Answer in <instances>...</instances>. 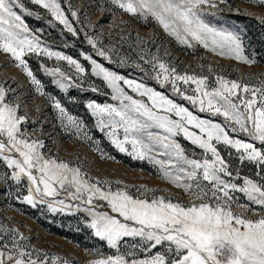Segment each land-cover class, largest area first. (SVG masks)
<instances>
[{
	"label": "snow or ice",
	"instance_id": "6c2138e0",
	"mask_svg": "<svg viewBox=\"0 0 264 264\" xmlns=\"http://www.w3.org/2000/svg\"><path fill=\"white\" fill-rule=\"evenodd\" d=\"M249 2L264 8V0ZM29 5L44 10L50 25L62 26L72 37L84 32L95 57L102 58L98 61L81 53L90 73L77 59L53 51L41 39L40 29L29 27L26 17L41 18ZM225 5L233 7L230 0H104L98 6L101 17L118 12L121 17L155 25L150 39L135 34L137 58L133 59L121 54L124 43L133 40L124 19L109 26L118 29L117 34H105L97 31L99 21L85 26L70 0V16L63 0H0V53L20 70L32 92L48 100L62 130L75 129L79 139L84 124L68 113L60 99L45 91L27 57L66 62L68 70L59 63L53 67L39 64L61 91L80 88L89 75L102 80L114 103L92 101L86 105L98 129L120 152L157 166L160 178L188 197L186 202L174 200L170 195H158L160 189L144 186L138 187L140 195L134 196L128 186H119L121 181L115 182L113 190L112 182L89 176L83 165L53 156L42 138L47 122L42 106L34 105L38 115L33 119L23 86L18 81L0 82V166L5 169L0 182L12 181L19 189L26 180L24 193L18 191L16 199L32 207L43 204L54 213L73 207L86 212L92 234L118 253L92 259L89 264H264V74H259L260 78L244 74L237 79L221 74L213 77L211 66L208 73L203 66L200 72H181L158 43L174 41L246 65L256 63L244 54L237 32L208 21ZM259 19L264 23V16ZM104 61L116 68L131 63L191 109L166 91L127 78ZM90 90L100 91L95 86ZM181 137L191 149L181 143ZM83 139L92 141L86 133ZM222 150L227 151V157ZM246 165L254 167V176L242 174ZM236 194H242L245 202ZM126 238H139L142 258L135 251L120 254V244ZM0 264L72 262L34 244L19 225L0 222Z\"/></svg>",
	"mask_w": 264,
	"mask_h": 264
},
{
	"label": "rangeland",
	"instance_id": "374dc122",
	"mask_svg": "<svg viewBox=\"0 0 264 264\" xmlns=\"http://www.w3.org/2000/svg\"><path fill=\"white\" fill-rule=\"evenodd\" d=\"M103 2L104 0H70L72 7L80 13L79 20L85 26L99 21L97 25L98 32L103 31L107 34L112 31L115 35L119 30L111 29L109 26L113 21L118 23L121 19L126 20L128 22L126 32L132 33L133 40L124 43L121 54H127L131 58L136 59L135 34L139 33L145 39H150L155 25L153 23L145 24L143 21H137L127 15L121 17L118 12L101 17L98 6L102 5ZM68 3L69 0H63V7L70 16V12L67 11ZM230 3L233 5L232 8L225 5L222 12L217 13L215 16H209L207 19L213 26L237 32L243 41L244 54L249 58L255 59L256 63L246 65L231 58L215 55L203 48L187 49L174 41H158L171 54L173 63L178 66L181 72L186 69L189 72H200L201 66H203V71L208 73L209 66H211V75L213 77L216 74H221L231 79H237L244 74L247 77L255 75L260 78L259 74H264V23L259 19L264 16V8L250 3L249 0H230ZM29 7L32 11H39L41 16L40 19L35 16L26 17L29 27L33 30L40 29L41 39L53 51H60L77 59L85 64L90 73V66L83 61L81 53L87 52L98 61L102 58L95 57L93 50L85 42L84 32L81 31L79 37H72L71 34L62 31V26L55 23L50 25L48 23L49 17L44 10L31 5ZM236 8H239L240 11L236 12ZM73 23L76 28H81V25L75 19H73ZM156 32L160 34L158 28ZM89 34H91L90 28ZM104 39H107V35H105ZM148 48L155 52V48L151 45H148ZM161 55H163V51ZM26 59L29 60L34 74L44 84L45 91L60 99L68 113L84 124L81 138L79 139L74 134L75 129H70L67 132L62 130L59 120L56 119L57 114L49 107L48 100L32 92L30 85L20 70L10 62L8 56L0 53V82L5 80L9 83L18 81L23 86L25 89L24 94L29 97L28 108L32 110L33 119L38 115L35 112L34 105L42 106L47 120L44 124L45 135L42 137L46 142V150H49L53 156L58 157L60 160L72 161L74 164L83 165V172L88 173L93 178H98L102 181L107 179L112 182L113 190L117 187L115 182L121 181L122 183L119 186H128V190L134 196L140 195L136 189L144 186L162 190V193H157L158 195H170L174 200L179 199L184 202L188 200V197L180 190L160 178L157 166H154L147 159H133L127 153L120 152L104 133L98 129L96 118L91 115L86 105L92 101L101 104L114 103L110 97V90L102 80L89 75L87 79L81 82L80 88L72 87L67 91H61L51 83L52 78L39 68V64L44 62L48 67H53L59 63L62 68L68 70L66 62H57L54 58L52 60H47L46 58L38 59L35 55ZM104 63L127 78L144 82L159 91H166L161 89L151 76H146L139 69L132 67L131 63L126 68H116L115 65H108L106 61ZM92 86L97 87L100 91L92 92L90 90ZM166 94L191 109V105L186 101L179 100L170 90H167ZM28 130L31 131L32 129L29 128ZM84 133L92 137L91 142L83 139ZM179 139L186 148L191 149L192 146L187 141H184L182 137ZM127 147L131 150L130 145ZM94 149H98V151ZM222 154L225 157L228 156L225 150H222ZM233 163L236 165L235 161ZM4 171L5 169L0 166V174H3ZM241 171L243 175L254 176L256 170L251 165H246ZM26 184L27 181L25 180L18 189L12 181L7 183L0 182V222L9 225H19L20 231L29 236L34 244L48 249L52 253L66 257L72 264H89L90 260L100 258V256L106 257L118 254L116 249L108 247L106 241H101L92 234V230L87 227L90 217L86 212L73 207L71 210L54 213L49 211L47 205L38 204L36 207H32L18 201L16 199L17 192L19 191L23 194ZM236 195L241 203L245 202L242 194ZM61 198H63V194ZM67 202L73 205L79 203L78 201ZM235 211L240 212L243 209L235 208ZM133 245H137V247L133 249ZM139 245V238H126L120 244V254L135 251L137 257L142 258L144 253L140 251Z\"/></svg>",
	"mask_w": 264,
	"mask_h": 264
}]
</instances>
